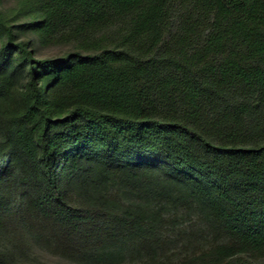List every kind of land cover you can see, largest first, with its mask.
Segmentation results:
<instances>
[{
  "label": "trees",
  "instance_id": "16d2710c",
  "mask_svg": "<svg viewBox=\"0 0 264 264\" xmlns=\"http://www.w3.org/2000/svg\"><path fill=\"white\" fill-rule=\"evenodd\" d=\"M0 238V264H264V0L0 8Z\"/></svg>",
  "mask_w": 264,
  "mask_h": 264
},
{
  "label": "rangeland",
  "instance_id": "374dc122",
  "mask_svg": "<svg viewBox=\"0 0 264 264\" xmlns=\"http://www.w3.org/2000/svg\"><path fill=\"white\" fill-rule=\"evenodd\" d=\"M17 5V0H0V8L7 14V15H11V13L13 12V9H15ZM52 50V49H51ZM56 50V49H55ZM5 243V239H1L0 238V246H3ZM37 253V251H36ZM39 263H33V264H72L70 261H67L66 259L60 257V256H56L53 254H50L48 252L45 251H41L39 252ZM141 261H138V263L136 264H153L151 262L147 263V262H142L139 263Z\"/></svg>",
  "mask_w": 264,
  "mask_h": 264
}]
</instances>
